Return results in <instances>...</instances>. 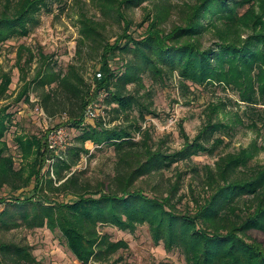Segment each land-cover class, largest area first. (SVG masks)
Segmentation results:
<instances>
[{"label": "trees", "instance_id": "16d2710c", "mask_svg": "<svg viewBox=\"0 0 264 264\" xmlns=\"http://www.w3.org/2000/svg\"><path fill=\"white\" fill-rule=\"evenodd\" d=\"M51 1L54 0H0V43L28 35L39 23L42 9H50ZM144 1L91 0L103 11H115L119 23L124 21L123 32L117 34L114 42L105 38L104 23L81 13L80 41L97 48L103 62L101 77L95 76L89 83L74 65L65 71L48 63L27 81L28 72L22 62L25 46L20 45L17 65L20 80L26 84L17 100L25 96L29 102L31 84L38 81L42 87L41 107L49 115L56 111L55 106H62L70 125L81 130L80 144L55 154L48 147V133H22L16 138L23 161L17 168L4 138L13 112L8 110L10 104L0 106V199L5 198L0 201L6 202L0 211V229H59L77 259L83 264H94L92 259L103 260L127 246L126 242L111 241L101 234L100 225L132 230L138 223L147 222L154 240H162L168 249L178 248L187 264H264V243L249 233L251 229L264 231V163L250 168L249 150L227 153L219 157L215 166H204V183L212 192L203 198L195 197L192 208H180L174 202L181 182L170 180L166 194H148L138 184L143 175L163 171L179 160L191 161L194 153L210 150L223 141L217 138L209 146L221 126L219 121L208 115L197 139L190 140L185 135L183 147L171 153L156 147L149 130H143L138 122L128 127H110L103 118L95 125L84 121L86 106L102 89L108 91L105 99L113 105L116 117L138 109L144 119L145 110L151 111L138 90L129 85H141L145 76L156 82L175 74L184 84L225 82L236 86L250 105L264 106V0H196L187 15L169 30L163 25L164 12L158 11L149 13L147 26H135L131 31L134 23L120 7ZM248 3L249 8L240 14L241 6ZM206 17L211 21L206 23ZM244 28L248 29L245 37L241 34ZM207 31L214 36L210 42L205 39ZM28 50L26 63L34 57ZM125 55V63L113 67L111 60L116 62ZM0 79L3 94L12 81L10 72L0 68ZM52 83L55 86L47 89ZM138 132L140 138H136ZM87 141L97 147L111 145L117 155L114 174L96 186L83 178L82 170L74 169L82 153L89 151L85 148ZM48 158H54L57 178L49 170L42 173ZM32 183L34 187L28 195L25 188ZM5 188L10 193L3 197ZM60 193L71 194L74 199L57 200ZM0 264L37 263L28 245L2 240Z\"/></svg>", "mask_w": 264, "mask_h": 264}, {"label": "rangeland", "instance_id": "374dc122", "mask_svg": "<svg viewBox=\"0 0 264 264\" xmlns=\"http://www.w3.org/2000/svg\"><path fill=\"white\" fill-rule=\"evenodd\" d=\"M195 2L196 0H145L142 3H136L137 5L132 4L127 7L122 5L120 8L122 13L134 23L131 31L135 26H141V29L147 26L146 19L149 13L154 15L158 11L164 12L163 25L169 30L174 23H179L182 17L187 15L191 4ZM250 5L248 3L241 6L240 14ZM81 13L104 23L105 38L111 42L115 41L117 34L123 32L124 21L118 22L115 11H103L91 0H54L51 1L50 9H42L39 23L28 35L12 37L0 43V68L10 72L12 77L6 92L0 93V106L10 104L8 110L13 112L12 122L4 138L17 168L23 161L16 138L22 133L47 135L51 128L65 126L70 132L69 144L55 151V154L66 150L71 145L80 144L78 135L81 130L77 126L70 125L69 115L62 106H55L56 111L49 115L43 110L40 103L42 87L38 85V81L31 84L29 102L24 100L25 96L17 100L18 94L26 84L25 80H20L17 53L20 45H24L22 62L25 63L28 72L27 81L33 78L43 64L48 63L56 70L65 71L69 65H74L85 81L91 82L96 73L102 70L103 62L97 48L80 41L83 32ZM204 21L207 23L211 19L206 17ZM247 33L246 28L241 31L243 37ZM205 37L210 42L214 36L207 31ZM29 48L34 57L31 62L26 63V58L30 56ZM126 57L128 55L124 58L119 57L116 62L115 59L111 60L113 67L122 66L125 63L123 59ZM142 84L135 82L130 84L129 88L138 90L137 93L151 111L145 110L144 119L139 115L138 109H132L126 113L127 115L122 113L120 117H116V113L111 108L113 105H109L104 98L100 101L99 115L92 120H84L85 123L95 125L103 118L107 121L104 123L106 126L121 124L128 127L138 122L143 125V130H149L151 142L156 147L161 146L163 150L171 153L183 147L185 135L190 140L197 139V135L208 120V115H211L213 121H219L221 126L215 131L214 141H211L209 146L212 147L217 138L223 139L210 150L194 153L191 161L179 160L163 171H153L143 175L139 178L138 184L146 193L166 194L170 180L175 183L181 182L174 202L180 208H192L195 206V197L203 198L212 192L203 179L206 164L215 166L220 156L243 149L249 150L251 154L250 168L264 163V106L250 105L242 99L241 92L236 86L215 81L208 84L188 81L184 84L181 83L177 74L168 80L158 82L145 76ZM54 86L55 83H52L46 88L51 89ZM98 95L91 102L97 101L100 96ZM140 136L141 132L136 133V138ZM85 148L89 151L82 153L74 169L82 170L83 178L96 186L98 182L109 179L114 174L116 151L111 145L97 147L92 141H87ZM48 159L51 160V158ZM48 159L42 168V173L49 170L50 175L57 178L55 171L52 173ZM33 187L34 183L26 187L25 193L28 195L32 193ZM8 193L10 190L5 188L1 196H9ZM18 193L19 191L15 192V194ZM64 199L71 200L74 196L58 194L57 200ZM5 205V201H0V211ZM99 230L109 240H121L126 242L127 246L120 247L103 260L92 259L94 264H187L178 248L168 249L162 240L160 242L154 240L147 222L138 223L132 230L110 224L100 225ZM249 233L264 243L263 230L251 229ZM2 240H12L28 245L37 264H83L68 247L59 229L51 230L47 226L0 229V241Z\"/></svg>", "mask_w": 264, "mask_h": 264}, {"label": "built area", "instance_id": "2783aa9c", "mask_svg": "<svg viewBox=\"0 0 264 264\" xmlns=\"http://www.w3.org/2000/svg\"><path fill=\"white\" fill-rule=\"evenodd\" d=\"M102 73L101 71L96 73V77H101ZM108 93L107 90L102 89L100 92V96L97 101L90 102L84 112V118L85 120L88 119H94L96 116L99 115L101 108H100V101L105 98L106 94ZM70 139V132L69 129L65 126H55L50 129L48 132V139L47 144L49 149H52L53 151H57L65 147L67 144H69ZM50 160V159H48ZM54 158H51L50 160V167L52 169L53 173V162Z\"/></svg>", "mask_w": 264, "mask_h": 264}]
</instances>
